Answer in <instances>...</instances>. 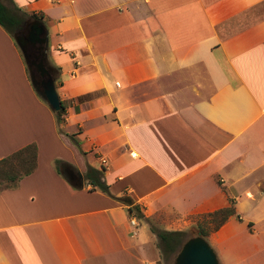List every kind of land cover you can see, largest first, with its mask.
I'll use <instances>...</instances> for the list:
<instances>
[{
    "label": "crops",
    "instance_id": "0c3cea01",
    "mask_svg": "<svg viewBox=\"0 0 264 264\" xmlns=\"http://www.w3.org/2000/svg\"><path fill=\"white\" fill-rule=\"evenodd\" d=\"M12 2L43 17L66 112L61 132L0 25V159L37 146L0 188V264H150L130 206L184 230L230 201L206 240L220 264H264V0ZM101 157L109 194L77 176Z\"/></svg>",
    "mask_w": 264,
    "mask_h": 264
},
{
    "label": "trees",
    "instance_id": "16d2710c",
    "mask_svg": "<svg viewBox=\"0 0 264 264\" xmlns=\"http://www.w3.org/2000/svg\"><path fill=\"white\" fill-rule=\"evenodd\" d=\"M12 3L10 7L7 3ZM25 12L15 6L12 0H0V25L13 37L15 29L22 23ZM29 18L42 20V15L38 13L29 14ZM60 110L53 112L58 130L62 132L61 126L64 122L66 105L61 101ZM71 141L79 148V142L73 134H67ZM37 146L35 143H29L8 156L0 159V183L1 188H15L19 180L25 175L30 174L36 167ZM59 160H56V165ZM103 168L88 166L84 172V179L90 184L91 189H100L102 192L109 194L108 185L103 180ZM129 212H134L138 219L142 218V213L136 206H130ZM235 214V208L232 201L226 207L220 208L210 213L197 216L195 225L198 231L206 237L210 232L218 229L229 216ZM250 225V224H248ZM149 229L156 235V245L160 254L165 260L170 259L178 251L181 244L186 240L185 230H165L157 228L150 224Z\"/></svg>",
    "mask_w": 264,
    "mask_h": 264
},
{
    "label": "water",
    "instance_id": "95a60500",
    "mask_svg": "<svg viewBox=\"0 0 264 264\" xmlns=\"http://www.w3.org/2000/svg\"><path fill=\"white\" fill-rule=\"evenodd\" d=\"M13 39L17 44L24 62L27 66L30 83L34 91L38 96L46 102L52 112H56L61 109V99L59 97L55 79L56 76L38 80L36 74L32 68L33 62L29 58L28 48L30 44L40 43L42 46V55L48 62V29L45 24L39 19H33L32 27L27 35L19 33H13ZM42 68V65H39ZM70 181L74 180V176L70 173H65ZM80 186L83 182V174L77 172ZM171 264H220L218 257L208 243L206 238L201 234L200 231L196 235L191 236L184 240L179 247L178 251L174 254Z\"/></svg>",
    "mask_w": 264,
    "mask_h": 264
},
{
    "label": "flooded vegetation",
    "instance_id": "af4514ba",
    "mask_svg": "<svg viewBox=\"0 0 264 264\" xmlns=\"http://www.w3.org/2000/svg\"><path fill=\"white\" fill-rule=\"evenodd\" d=\"M33 18H28L15 29L14 33L27 35L32 27ZM29 58L33 62L32 68L38 80L52 77L56 73V69L47 63L42 55V46L40 43L30 44L28 48ZM42 65V68L39 66Z\"/></svg>",
    "mask_w": 264,
    "mask_h": 264
},
{
    "label": "rangeland",
    "instance_id": "374dc122",
    "mask_svg": "<svg viewBox=\"0 0 264 264\" xmlns=\"http://www.w3.org/2000/svg\"><path fill=\"white\" fill-rule=\"evenodd\" d=\"M29 14H31V13L25 12V17L23 18V20L28 19L29 18ZM58 150H59L58 148H55V149L51 150L48 153H56ZM1 187H2V184L0 183V188ZM196 220H197V217L193 218V220H192L193 222L190 223L187 227H185L184 230L186 231V239L197 234L198 229H197V227L195 225ZM139 221H140V223H146L148 225V227L150 226V224H152L155 227L160 228V226H158V224L156 223V221H154V219H149V221L148 220L146 221V219L141 218V219H139ZM161 227H163V226H161ZM143 229H145V228H143ZM173 257L174 256H172L168 260H165L162 257V255L160 254L158 259L155 262H152L150 264H171L172 260H173Z\"/></svg>",
    "mask_w": 264,
    "mask_h": 264
},
{
    "label": "built area",
    "instance_id": "2783aa9c",
    "mask_svg": "<svg viewBox=\"0 0 264 264\" xmlns=\"http://www.w3.org/2000/svg\"><path fill=\"white\" fill-rule=\"evenodd\" d=\"M100 163H101V165H102L103 170H106V169L108 168V164H107V160H106V158L101 157V158H100ZM130 224H132V225H136V222H135V220H134L133 218L130 219ZM133 234H135V232H133Z\"/></svg>",
    "mask_w": 264,
    "mask_h": 264
}]
</instances>
